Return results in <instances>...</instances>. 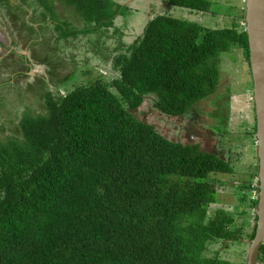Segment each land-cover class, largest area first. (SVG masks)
Segmentation results:
<instances>
[{
    "label": "trees",
    "instance_id": "trees-1",
    "mask_svg": "<svg viewBox=\"0 0 264 264\" xmlns=\"http://www.w3.org/2000/svg\"><path fill=\"white\" fill-rule=\"evenodd\" d=\"M13 1L0 0V13L18 28H32L31 10H40L33 41L42 38L40 22L56 25V14L44 13L54 0ZM63 1L96 24L80 30L92 35L84 40L86 51L99 46L96 57L82 61L102 56L117 74L104 65L111 82L74 87L75 74L63 77L46 87L44 114L22 118V136L0 138V264H237L218 251L206 253L217 241L244 238L246 219L237 226L230 210L209 211L218 202L215 177L233 173L232 160L198 140L168 138L137 111L150 100L161 114L196 118L197 106L219 92L223 55L243 49L250 66L246 23L214 28L149 13L142 32L117 27L114 38L110 28L129 6ZM170 2L212 11L210 0ZM67 24L79 34L76 24ZM34 69L12 70L10 80ZM62 86L72 89L63 94ZM253 175L248 193L239 192L243 215L259 201L252 199L260 190ZM255 232L254 226L247 238ZM258 259L264 264V244Z\"/></svg>",
    "mask_w": 264,
    "mask_h": 264
},
{
    "label": "rangeland",
    "instance_id": "rangeland-1",
    "mask_svg": "<svg viewBox=\"0 0 264 264\" xmlns=\"http://www.w3.org/2000/svg\"><path fill=\"white\" fill-rule=\"evenodd\" d=\"M210 1L212 11L206 13L174 6L170 0H120L122 5L125 4L129 8L126 7L121 12V16L115 19L110 29L114 38L117 27L124 28L126 32H142L149 13L153 17L158 14H169L198 21L214 28L231 26L235 21L245 26V19L240 18L246 7L245 0ZM55 3L57 7L61 5L59 10L53 8ZM10 4L16 3L10 0ZM50 6L51 9L45 10L44 13L49 14L50 18L51 15L56 14L53 21L57 26L52 24L54 28L47 29L49 24L43 26L40 22L41 26L38 30L42 32V38L37 41L33 40L38 35L35 28L38 26L37 15L40 10L37 12L34 9L31 10L30 19L33 26L30 29L23 25L18 28V24L16 26L15 23L6 21L0 13V138L2 139L11 135L22 136L20 121L25 115L44 114L43 97L46 96L44 94L46 87L49 89L55 87V83L63 77L70 74L73 77L75 74V81L72 83L74 87L99 78L111 82L112 77L117 74L114 71L116 68L113 62L101 63L102 56L101 58L98 56L91 64L82 61V59L96 57L99 46L89 45L90 50L86 51L87 45L84 40L91 34L80 33V30L85 32L83 29L95 27L96 24L93 22L91 26L83 12L76 14L68 11L72 7H68L69 4L62 0L60 2L54 0ZM10 17L13 18V16ZM74 17L79 18L80 22H77ZM69 21L72 25H79V34L69 32L74 28L70 24L66 25ZM130 38L127 37V41ZM106 50L107 48L101 54L106 56ZM246 56L244 50L239 48L223 55L219 92L197 106L196 118L161 114L158 110L154 111L153 102L150 100H147L137 111L139 117L153 123L158 131L168 138L180 141L198 140L202 142L205 149L213 148L212 151H219L222 157L228 156L232 160L235 168L233 173L215 175L218 202L213 204L209 211L213 212L218 207L230 210L235 214L237 226H243L242 223L246 219L248 223L244 226V238L242 243L217 241L206 253L211 256L218 251L220 257L237 264L246 263L248 245L245 241L249 239L247 233L252 231L256 221L255 208L246 215L241 213L239 207L243 205V202L240 200L239 192L242 195L248 193L249 178L258 173L259 166L256 132H254L253 82ZM22 63L25 64L21 66ZM29 64L35 69L25 76L17 74L10 80L9 74L13 73L12 70L24 71ZM104 65L110 68L111 79L105 76ZM61 73L62 76L59 75ZM72 87L62 86L60 89L63 94H67ZM113 90L116 89L113 88ZM218 127H222L224 131L219 130ZM252 178L257 179L258 176L253 175ZM251 193H253V199L256 195L254 192Z\"/></svg>",
    "mask_w": 264,
    "mask_h": 264
},
{
    "label": "water",
    "instance_id": "water-1",
    "mask_svg": "<svg viewBox=\"0 0 264 264\" xmlns=\"http://www.w3.org/2000/svg\"><path fill=\"white\" fill-rule=\"evenodd\" d=\"M245 23L249 39V61L253 81V98L257 123L259 201L255 207L256 232L245 241L248 245L246 264H259L264 244V0H245Z\"/></svg>",
    "mask_w": 264,
    "mask_h": 264
},
{
    "label": "flooded vegetation",
    "instance_id": "flooded-vegetation-1",
    "mask_svg": "<svg viewBox=\"0 0 264 264\" xmlns=\"http://www.w3.org/2000/svg\"><path fill=\"white\" fill-rule=\"evenodd\" d=\"M68 11H70L71 13H76L75 11H74V9L73 8H71V10H68ZM76 14H78V13H76ZM77 17V16H76ZM76 17H74L75 19H77V22H80V19L79 18H76ZM76 22V21H75ZM77 28L79 29V25L77 24ZM60 76H62V73L61 74H59ZM252 75V74H251ZM253 82V81H252Z\"/></svg>",
    "mask_w": 264,
    "mask_h": 264
},
{
    "label": "built area",
    "instance_id": "built-area-1",
    "mask_svg": "<svg viewBox=\"0 0 264 264\" xmlns=\"http://www.w3.org/2000/svg\"><path fill=\"white\" fill-rule=\"evenodd\" d=\"M257 182V181H256ZM255 193V197L254 198H256V199H258V197H259V192L257 193V192H254Z\"/></svg>",
    "mask_w": 264,
    "mask_h": 264
},
{
    "label": "clouds",
    "instance_id": "clouds-1",
    "mask_svg": "<svg viewBox=\"0 0 264 264\" xmlns=\"http://www.w3.org/2000/svg\"><path fill=\"white\" fill-rule=\"evenodd\" d=\"M256 180L259 182L258 178Z\"/></svg>",
    "mask_w": 264,
    "mask_h": 264
},
{
    "label": "crops",
    "instance_id": "crops-1",
    "mask_svg": "<svg viewBox=\"0 0 264 264\" xmlns=\"http://www.w3.org/2000/svg\"><path fill=\"white\" fill-rule=\"evenodd\" d=\"M148 8V7H147ZM148 10V9H147ZM119 17V16H118Z\"/></svg>",
    "mask_w": 264,
    "mask_h": 264
}]
</instances>
